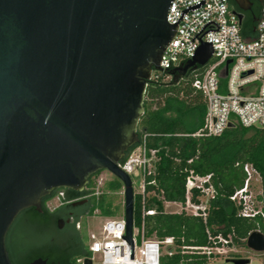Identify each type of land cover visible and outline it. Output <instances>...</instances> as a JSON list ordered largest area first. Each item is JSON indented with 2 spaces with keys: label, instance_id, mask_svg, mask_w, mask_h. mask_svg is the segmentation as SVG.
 <instances>
[{
  "label": "water",
  "instance_id": "obj_1",
  "mask_svg": "<svg viewBox=\"0 0 264 264\" xmlns=\"http://www.w3.org/2000/svg\"><path fill=\"white\" fill-rule=\"evenodd\" d=\"M204 1L181 9L171 24L173 0H0V264H12L6 238L23 210L42 212L55 189L81 192L104 170L123 184L121 236L133 258L134 189L119 162L139 142L151 71L162 70L177 22ZM200 37L192 57L170 72L172 84L209 61L212 42ZM246 246L264 252V234L252 231Z\"/></svg>",
  "mask_w": 264,
  "mask_h": 264
},
{
  "label": "trees",
  "instance_id": "obj_2",
  "mask_svg": "<svg viewBox=\"0 0 264 264\" xmlns=\"http://www.w3.org/2000/svg\"><path fill=\"white\" fill-rule=\"evenodd\" d=\"M231 10L242 13L240 33L244 38H254L257 35L258 21L263 17L264 1L250 0L247 10L238 7L235 0H228ZM183 60L181 63H185ZM168 70L166 74L172 72ZM204 66L188 69L186 74L172 84V78L149 81L144 98V113L137 126L139 142L130 147L125 157L139 145L157 150V161L153 175L158 182L159 190L163 191L166 201H185V183L188 170L200 175L212 174V183L216 192L214 199L209 201L206 221L185 212L168 213L164 202L156 195L147 198V208H154L155 214L142 218L141 196L134 195V225L140 228L144 221L146 235L162 240L172 236L175 247H166L161 256L160 264H207V257L201 254L183 253L182 246H204L208 244L207 229L212 233L229 231L235 233L236 242L246 247L245 239L252 231L258 230L264 234V217L256 215L247 218L240 215V207L230 199L236 189L244 185L246 173L243 165L250 163L256 169L264 182V127H228L219 136H200L196 133L204 126L206 102L200 91L191 86L194 73H200ZM191 118L192 122L187 123ZM125 157L122 159L124 160ZM191 160V161H190ZM92 175L86 188L79 192L67 189L68 196L62 200L77 199L78 202L88 199V205L79 210L75 224L81 221V216L93 215L95 210L106 217L118 215L120 204L115 203V194L123 189L122 182L111 176L103 186V192L96 197L88 196L95 186ZM154 187L149 186L148 190ZM53 191L42 200V213L34 208L23 210L13 223L12 235L7 236V249L11 247L23 257L43 256L49 254L59 256V248L50 241L53 228L56 227L60 209H49L47 201L57 196ZM263 200L262 197H259ZM196 201V200H195ZM78 242H73L70 251L74 250V264L81 257H91L88 249V235L82 229L78 230ZM175 248V250H174ZM11 250V249H10ZM66 252V251H65ZM72 253V252H71Z\"/></svg>",
  "mask_w": 264,
  "mask_h": 264
},
{
  "label": "built area",
  "instance_id": "obj_3",
  "mask_svg": "<svg viewBox=\"0 0 264 264\" xmlns=\"http://www.w3.org/2000/svg\"><path fill=\"white\" fill-rule=\"evenodd\" d=\"M199 1L201 0H173L167 21L171 24L175 23L180 17L181 9ZM210 20L217 23L219 28L215 23L209 22ZM207 22L209 23L206 24ZM239 24L238 15L231 10L228 0H205L201 6L188 10L177 22L176 33L161 56L159 66L162 70L153 68L151 71L150 81L160 79L168 81L172 75L166 74V71L192 57L195 48L200 44L198 39L200 36L201 41L212 42L213 52L204 65V70L194 73L191 79L192 88L200 91L206 102L204 126L196 135L219 136L228 128L229 122L234 123L235 126L264 127V10L263 17L257 24L256 37L244 38L240 33ZM209 29L218 30L205 32ZM229 60L231 62L227 64ZM224 69L227 70V74L222 77L220 73ZM157 159L156 149L139 145L119 162L120 168L132 178L134 195L141 196L143 219L145 216L155 214L154 208H147V198L156 195L164 204L168 202L164 198L163 191L159 190L156 179L149 178L154 173ZM243 169L246 173L244 185L236 189L230 199L240 207L241 216L264 217L263 205L258 210H253L251 206L253 198L250 193L251 180L258 172L250 163H245ZM134 174L140 178L138 189L135 188ZM104 181L103 178L98 180L91 195L98 197L103 192ZM149 186L154 188L148 190ZM215 196L212 174L200 175L188 170L185 201L174 203L181 206L180 212L206 221L209 201ZM58 198L60 200V197ZM60 204L61 200L57 206ZM106 218L98 233L88 234L87 245L91 257L79 258L80 264H85L87 258L91 260V264H160L164 249L175 247L172 236L162 240L148 237L143 221L140 228L134 225L133 258H130V244L121 236L125 235L124 215L119 218ZM207 235V245L182 246L179 248L180 251L205 255L207 264H214L220 257L248 258L239 253L240 245L236 242L233 231L223 234L212 233L207 229ZM248 264H251V259Z\"/></svg>",
  "mask_w": 264,
  "mask_h": 264
},
{
  "label": "flooded vegetation",
  "instance_id": "obj_4",
  "mask_svg": "<svg viewBox=\"0 0 264 264\" xmlns=\"http://www.w3.org/2000/svg\"><path fill=\"white\" fill-rule=\"evenodd\" d=\"M55 190L59 192L58 196L60 197L61 204L55 208V210L60 209V211L58 212L56 227H51L54 230L52 235L50 236V241L59 248V252L62 254H60L59 256L49 254V256L47 257L33 255L23 257L21 254L16 253L11 247V250L8 249V252L12 264H74L73 259L75 252L74 250L70 251L69 249L73 242H78V230L81 229V222L84 217L81 216V221H78L76 224L75 220L78 216V211L88 205V199L81 201V203H79L77 199H74L72 201H69L70 204L68 205L67 202H64L62 200L63 195H70V193L66 191V188H58ZM88 196H91V194H89ZM77 208L79 210H76ZM38 212L42 213L43 211ZM12 228L13 224L10 227L7 236L12 235ZM77 263H79L78 259Z\"/></svg>",
  "mask_w": 264,
  "mask_h": 264
},
{
  "label": "rangeland",
  "instance_id": "obj_5",
  "mask_svg": "<svg viewBox=\"0 0 264 264\" xmlns=\"http://www.w3.org/2000/svg\"><path fill=\"white\" fill-rule=\"evenodd\" d=\"M192 119L188 118L187 123H191ZM111 176H113L110 172L104 170L102 171L98 176L94 177L95 184L97 185L98 180L103 178L106 182L107 180L111 179ZM133 178L135 180V188L138 189V185L140 182V178L137 174L133 175ZM250 193L252 194V208L253 210H258L263 205V200H260L259 197L264 198V182H262L261 177L258 173H255L252 180H251V187H250ZM59 196H55L54 198L47 201V206L49 209L53 210L59 203L60 200L58 198ZM115 203L120 204L121 210L118 213V215L113 216L114 218H119L122 215H124V195H123V189L115 194ZM168 213L172 212H180L181 206L177 203H170L166 208ZM106 216H103L99 214V210H97L93 215H89L87 217H84L81 222V230L83 229L87 235L91 232L98 233L100 227L106 222ZM154 238V237H153ZM88 243V241H87ZM239 253L246 255L251 259V264H264V253L254 252L250 250L247 246L239 248ZM233 258V257H231ZM214 264H233L231 261H229L228 257H220L216 259Z\"/></svg>",
  "mask_w": 264,
  "mask_h": 264
},
{
  "label": "crops",
  "instance_id": "obj_6",
  "mask_svg": "<svg viewBox=\"0 0 264 264\" xmlns=\"http://www.w3.org/2000/svg\"><path fill=\"white\" fill-rule=\"evenodd\" d=\"M263 202H264V198H263ZM170 203H174V202H170L168 201L167 203L164 204V208H166V206H168ZM263 206H264V203H263ZM167 212V210H165ZM174 213V212H172ZM262 253V252H261ZM249 258V257H248ZM250 259V258H249Z\"/></svg>",
  "mask_w": 264,
  "mask_h": 264
}]
</instances>
